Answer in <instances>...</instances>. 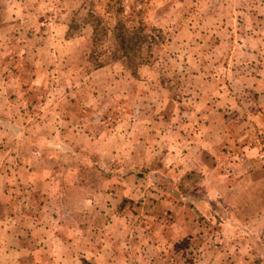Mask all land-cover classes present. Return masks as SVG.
I'll return each instance as SVG.
<instances>
[{
	"label": "rangeland",
	"instance_id": "obj_1",
	"mask_svg": "<svg viewBox=\"0 0 264 264\" xmlns=\"http://www.w3.org/2000/svg\"><path fill=\"white\" fill-rule=\"evenodd\" d=\"M0 130V264H264V0H0Z\"/></svg>",
	"mask_w": 264,
	"mask_h": 264
},
{
	"label": "crops",
	"instance_id": "obj_2",
	"mask_svg": "<svg viewBox=\"0 0 264 264\" xmlns=\"http://www.w3.org/2000/svg\"><path fill=\"white\" fill-rule=\"evenodd\" d=\"M2 130H0V142L2 141L1 140V138L3 139V134H2ZM5 175H0V186H1V189L3 188V186L5 185V182H3L4 181V179H5ZM2 203H1V207H2ZM2 223H0V227H2L3 226V228H7V226H6V223H3V221H1ZM6 231V230H5ZM6 233V232H5ZM11 236L9 235V236H7V235H2L1 237H0V243H1V245L2 244H8L7 245V248L6 249H4V250H2L1 252H2V257H4V256H7L8 254V252L10 253L11 251H16V249L14 248V247H10L9 245H12V244H10L9 243V238H10ZM12 239H14V237H12ZM18 238L16 237V240H17ZM14 241V240H13ZM9 246V247H8Z\"/></svg>",
	"mask_w": 264,
	"mask_h": 264
},
{
	"label": "trees",
	"instance_id": "obj_3",
	"mask_svg": "<svg viewBox=\"0 0 264 264\" xmlns=\"http://www.w3.org/2000/svg\"><path fill=\"white\" fill-rule=\"evenodd\" d=\"M137 41H140V38L138 37ZM127 55V54H126Z\"/></svg>",
	"mask_w": 264,
	"mask_h": 264
}]
</instances>
